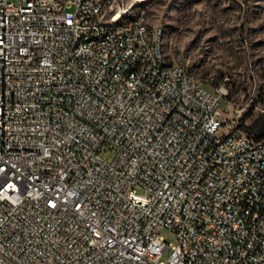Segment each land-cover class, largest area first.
Here are the masks:
<instances>
[{
	"label": "built area",
	"instance_id": "2783aa9c",
	"mask_svg": "<svg viewBox=\"0 0 264 264\" xmlns=\"http://www.w3.org/2000/svg\"><path fill=\"white\" fill-rule=\"evenodd\" d=\"M111 6L0 0V264H264V139Z\"/></svg>",
	"mask_w": 264,
	"mask_h": 264
},
{
	"label": "rangeland",
	"instance_id": "374dc122",
	"mask_svg": "<svg viewBox=\"0 0 264 264\" xmlns=\"http://www.w3.org/2000/svg\"><path fill=\"white\" fill-rule=\"evenodd\" d=\"M161 26L172 62L212 90L225 84L224 116L235 130L264 139V0H122ZM112 159V149L103 153ZM163 238L175 243L167 230Z\"/></svg>",
	"mask_w": 264,
	"mask_h": 264
},
{
	"label": "bare ground",
	"instance_id": "6f19581e",
	"mask_svg": "<svg viewBox=\"0 0 264 264\" xmlns=\"http://www.w3.org/2000/svg\"><path fill=\"white\" fill-rule=\"evenodd\" d=\"M65 0H55V3H64ZM122 0H99L101 7L111 6V15H103L98 20V28H106L111 22L112 29H121L122 20L120 18H113L111 21V16H120L122 11ZM132 5H129V12H123V19L125 20H138V27H130V34H139V29L144 32L143 44H152L155 42L156 46L163 45L164 31L161 26L155 24H148L144 18L143 14H132ZM155 29V31L153 30ZM120 40H127V32H120ZM98 34H87L86 43H98ZM145 74H154V65H146ZM142 82V75L133 76V84H140ZM249 222H257V215H249Z\"/></svg>",
	"mask_w": 264,
	"mask_h": 264
}]
</instances>
